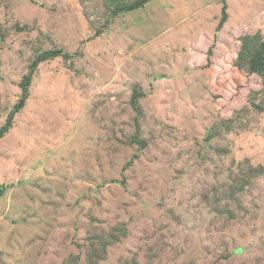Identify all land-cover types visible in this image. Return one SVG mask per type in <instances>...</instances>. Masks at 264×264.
I'll use <instances>...</instances> for the list:
<instances>
[{"label": "rangeland", "instance_id": "1", "mask_svg": "<svg viewBox=\"0 0 264 264\" xmlns=\"http://www.w3.org/2000/svg\"><path fill=\"white\" fill-rule=\"evenodd\" d=\"M134 1L0 0V129L36 56L73 55L39 65L0 139V264H264V174L229 188L264 167V113L246 92L234 127L221 115L243 38L264 37V0L115 13Z\"/></svg>", "mask_w": 264, "mask_h": 264}, {"label": "trees", "instance_id": "2", "mask_svg": "<svg viewBox=\"0 0 264 264\" xmlns=\"http://www.w3.org/2000/svg\"><path fill=\"white\" fill-rule=\"evenodd\" d=\"M151 0H136L133 3L127 4L125 6H122L121 8H118L115 10L116 14H119L120 12H131L134 10L139 9L140 7H143L147 2ZM227 7L224 6V17L221 21L220 28L223 27L224 23L227 19V13H226ZM260 33V32H259ZM256 33V34H248L243 38L242 42V48L240 52L238 53V58L233 66V72L229 74V80L228 83H225L223 85L224 88V95L223 98H227L228 102L227 104H224L221 115L224 119H222V127H227L228 130H230L232 127H234V119L228 117V110L233 107L234 100H238L241 96H243L246 92L251 95L250 102L252 103V107L259 111L260 113H264V37L262 36V33ZM2 34V33H1ZM4 37V35L0 36V38ZM79 54V53H76ZM213 55V49H210L208 51V65L210 66L211 58ZM73 55L69 54V52H64L62 49H52L50 51H45L39 53L36 58L32 61L29 67V73L25 75L20 83L21 88L23 89V96L20 99V102L14 107L12 112L9 115V118L7 120V123L5 126L0 129V139L4 137V135L9 131V129L12 126L13 120L18 114L23 106L25 105V102L27 98L29 97V90L32 85V80L34 77V74L36 73L38 67L40 64L46 61L53 60L54 58L62 57L65 60H70ZM242 76L244 79V83H241L238 80V77ZM222 92L221 93H214V97L219 101L222 98ZM263 95L262 97H259ZM140 97L139 93L137 91H134V95L132 97V106L135 109H138L137 100ZM262 98V99H261ZM261 99V102L257 103V100ZM227 105H230L227 107ZM135 124L137 126V130L135 134L132 136V144L137 143L140 148H146L149 144L148 140L141 139V130H140V124H139V118L138 116L135 117ZM139 124V125H137ZM213 138V135L208 136V140H211ZM216 152L221 153V149L218 147L216 149ZM248 167V166H247ZM243 169V168H242ZM247 171L244 172V177L246 178H240L234 180L235 182L230 188L232 194L235 192H243L250 183L249 177L252 175L254 177H258L260 175L264 174V167L258 166V167H248L244 168ZM251 176V177H252ZM4 187H2V192L0 194H4ZM117 236H111L108 241H101L100 245L102 250H105L104 245L111 244L112 242L117 241Z\"/></svg>", "mask_w": 264, "mask_h": 264}]
</instances>
